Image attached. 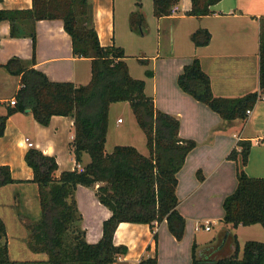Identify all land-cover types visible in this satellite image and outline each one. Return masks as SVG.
<instances>
[{
  "label": "trees",
  "instance_id": "1",
  "mask_svg": "<svg viewBox=\"0 0 264 264\" xmlns=\"http://www.w3.org/2000/svg\"><path fill=\"white\" fill-rule=\"evenodd\" d=\"M32 1L31 8L0 9V21H9L11 25V37L32 38L34 54L30 63L35 62L37 22L60 19L72 38L73 54L91 58L92 78L80 85L53 81L43 71L29 67L25 60L11 58L2 65L11 74L21 77V87L14 97L16 103H10L7 113L0 115V136L5 132L9 117L17 112L29 109L35 120L44 126L50 124L54 115L69 116L74 120V139L70 147L75 159L80 163L83 154L88 153L91 161L82 169L64 170L57 175L59 164L54 155L38 148L28 150L25 160L34 176L25 181L38 184L42 208L38 219L20 215L28 231L29 248L35 253H46L49 264H111L128 252L126 245L115 243V232L121 222L154 227V223L166 221L170 232L182 240L186 218L178 210V173L197 142L180 137L179 118L156 107L154 97L146 92V81L131 75L125 50L101 44L90 0ZM220 1L192 0L187 14L209 15L213 12L212 6ZM179 2L153 0L154 15H172ZM142 6V0H136V9L131 14L133 30L141 29L145 21ZM261 20L263 22L264 18ZM191 38L196 46H204L209 44L211 32L200 28ZM146 74L151 77L153 71L147 69ZM177 82L184 92L208 105L222 120L246 121L247 111L264 100V29L260 42V90L234 98L215 96L211 78L197 57L184 65ZM119 101L130 103L146 134L149 155L128 144H118L112 152L107 151L110 108ZM238 145L240 149L235 147L228 155L237 164L238 184L224 199L223 221L227 227L234 228L257 223L264 226V177H251L245 170L251 140H240ZM18 181L24 180L14 179L10 167L0 165V186ZM97 184L100 186L96 195L112 214L103 222L101 239L88 242L81 228L82 215L75 192L78 185L94 187ZM227 236L223 246L216 248L217 254L222 255L217 259L201 252L203 249L194 243L192 264H264V241L248 240L240 257L236 234L227 232ZM154 237L157 247V232ZM226 246L229 254L224 256ZM16 263L10 257L7 226L0 217V264ZM138 264H159L157 250L154 256L143 257Z\"/></svg>",
  "mask_w": 264,
  "mask_h": 264
},
{
  "label": "crops",
  "instance_id": "2",
  "mask_svg": "<svg viewBox=\"0 0 264 264\" xmlns=\"http://www.w3.org/2000/svg\"><path fill=\"white\" fill-rule=\"evenodd\" d=\"M151 1L153 3V0H148V4ZM117 2L121 6L119 21L125 20L124 25L119 27L121 34L119 37L117 35ZM90 3L101 44L120 46L126 52V42L132 39L130 37L135 33L131 27V14L136 9V0H90ZM32 4V0H0V9L31 8ZM191 7L192 0H180L173 14L165 17H156L153 9V20L150 17L148 19L157 28L158 51L152 59L148 55H143L141 58L155 60L157 66L162 59L160 49L164 44L172 52L163 58V63L168 66L175 65L176 78L182 72L184 65L197 57L211 78L215 96L234 98L260 90V42L264 29V20L262 22L261 19L264 18V0H221L212 6L211 14L202 17L187 14ZM200 28L211 32V40L204 46H196L191 38L193 32ZM36 29L35 62L32 64L30 63L34 54L32 38L11 37L9 21H0V115L7 113L11 99L21 87V77L11 74L2 65L15 56L28 62L29 67L43 71L53 81H71L80 85L88 83L92 78L91 58L73 54L72 38L65 30L62 20H40L36 24ZM152 71L154 80L157 72ZM153 82L155 84V81ZM175 84L174 81L167 83L163 89L166 94L164 105L158 102L160 85L158 86L157 80L154 85L156 94L152 96L157 108L161 107V110L179 118L180 137L194 139L197 142V146L187 155L178 173L177 194L180 199L178 210L186 218L185 236L182 240H178L169 229L168 232L164 230L165 240L177 247L183 245L189 235L190 221L193 224L195 218L210 211L209 209L214 204L217 205L219 201L222 202L223 207L224 199L231 193L226 192L220 196L219 189L225 192L232 187L235 188L236 181L238 184L236 162L232 159H216L211 162L213 156L207 158L206 163H202L205 174L202 181L197 180L195 169L201 164L202 158L196 157V148L205 145L211 150L214 146L220 145L223 148V156H226L233 148L240 149L238 145L240 140H251L252 148L245 170L251 177H264V100L257 103L246 121H224L218 113L208 110L203 103L195 100L188 93L183 90V94L179 92ZM118 121L123 123L121 118ZM109 134L110 124L107 143ZM26 138H29L33 146L28 145ZM73 139L74 120L69 116L54 115L47 126L39 124L31 111L17 112L9 117L5 132L0 136V165H8L12 177L24 181L0 186V188L15 190L11 193L13 196L7 203V207L0 203V217L3 220H6L5 210L9 211L8 214L14 213L18 206L20 215L34 219L41 214L38 184L25 181L34 176L33 169L25 160L29 149L38 148L46 154L54 155L59 164L57 175L64 170L82 169L91 161L90 155L84 153L82 161L77 163L70 147ZM149 153L142 154L149 155ZM189 165L193 166L190 181L186 174L183 175V171ZM212 181H215L214 187L218 185V190L207 189V185ZM99 186L100 184L94 187L78 185L75 192L82 215L81 228L85 231L88 242H98L101 239L103 222L112 214L96 195V189ZM194 214L196 216L192 217ZM223 217L224 213L219 218L222 222L220 231L233 233L231 231L233 226L227 227ZM197 222L194 224V230ZM165 224H167L166 221L154 223V227H151L150 224L145 223L121 222L115 232V243L126 245L128 252L119 256L111 264H138L143 257L154 256L156 250L159 264H162L160 246ZM242 226L244 225L236 229ZM155 232L158 233L157 247ZM7 233L9 240V231ZM207 245L209 249L205 252L206 254L214 259L222 257L217 254L216 249L222 247L219 241L210 242ZM230 249L234 250L232 244ZM189 250L191 251L189 255L187 253L180 255V260L185 264H192L193 245ZM47 259L46 254L37 261H41L40 264H49ZM173 262L182 264L179 260Z\"/></svg>",
  "mask_w": 264,
  "mask_h": 264
},
{
  "label": "rangeland",
  "instance_id": "3",
  "mask_svg": "<svg viewBox=\"0 0 264 264\" xmlns=\"http://www.w3.org/2000/svg\"><path fill=\"white\" fill-rule=\"evenodd\" d=\"M142 3L144 4L141 8L142 12L144 13L145 21L142 24L141 29L134 30V34L130 37L132 39H128L126 42L127 49V63L129 66L130 73L135 78L144 79L146 81V91L148 94L153 95L156 94L154 92V85L156 84V80L158 81V86L160 85V93L157 95L158 102L161 105H164V99L166 98V94L164 93L163 89L167 85V83L175 82L177 89L179 92H183L181 87L179 86L177 82V78L175 77L176 67L173 64H170V66L163 63V58L168 56L172 51H170L166 46L163 44L160 49V53L162 55V59L159 60L156 66L155 60H149L147 63L141 61V56L148 55L151 57L153 55L157 54L158 51V43H157V28L155 25L151 24L150 19L153 18V3L152 1L148 4V0H142ZM119 2H117V35L119 37L120 29L119 27L123 26L125 23V20L119 21L120 18V12H121V6H119ZM153 20V19H152ZM127 21V20H126ZM130 21V19H129ZM119 33V34H118ZM174 34V30H173ZM173 43H174V37H173ZM138 42V43H136ZM148 57V58H149ZM154 70L156 73V78L153 80L154 76H148L146 74V70ZM177 73V72H176ZM155 81V84L154 82ZM85 84V83H84ZM183 94V93H182ZM203 106L207 108L208 110L210 107L203 103ZM161 109V107H160ZM109 124H110V134L108 143H106V149L108 151H112L114 146L117 144H128L133 145L138 148L141 153L148 154L149 149L147 146V137L143 129L140 127L137 118L135 114L132 111V108L130 106V103L128 101H119L115 102L111 105L110 113H109ZM121 118L123 123H120L118 119ZM232 137V136H231ZM206 144V143H205ZM195 152L197 154L196 157L202 158L201 164L197 166L195 169V177L197 180L202 181L200 178L202 175L204 177L205 174V168L202 166V163L207 161V158H210V156H213L212 161L214 162L216 159H224V160H230L228 158V154L226 156H223V148H221L220 145L214 146L211 150L206 147L205 145L203 147H199L195 149ZM232 162V160H231ZM234 162V161H233ZM209 163V162H207ZM235 163V162H234ZM190 166V165H189ZM187 167L183 171V175L186 174L188 180L192 178V170L193 166ZM237 166L235 165V168ZM190 181V180H189ZM215 181H212L207 185V189H212L213 191L218 190L217 187H214ZM237 186V181L235 182V188ZM205 188V187H204ZM235 188L232 187V189H228L227 191L219 189L220 196L223 195V193L229 192L232 193ZM15 190L10 188H0V203L4 204V206L7 207V203L11 200V196H13L11 193ZM210 211L205 212L204 214L200 215L198 218H195L194 223L192 224V221L189 223L190 227V233L186 237L185 242L181 246H174L170 245V243L165 240V231L168 232V224H165L163 226V232H162V243H161V262L162 264H176L173 261L179 260L182 264H185L183 261L180 260V255L186 254L189 255L191 251L189 249L192 248V245H194V241L199 245L201 249H203L201 252H205L209 249L210 242H217L219 240L222 241V246L226 242L228 236L227 232H221V226L222 222L219 219L223 216L224 210L222 207V202L219 201V203L216 205L214 204L213 207L209 209ZM19 206L17 207V210L15 209L14 213L11 212L8 214L5 210V217L6 220V226H7V232L9 231V252L10 257L12 260L16 261V264H40L41 261H37V259H40L41 256L46 255V253H35L33 252L27 243V237H28V231L26 226L24 225V222L21 219L20 214H18ZM39 211V210H38ZM39 213V212H38ZM41 213V210H40ZM41 214H39L38 218H40ZM196 214H194L192 217H195ZM34 218V219H38ZM198 221V222H197ZM207 221L211 222V230L207 231L203 227L197 231L194 230V224L196 225L198 223L205 224ZM195 225V228H196ZM230 227V226H229ZM231 231L235 234L238 233V241L240 245V257L243 254L245 243L248 240H256V241H264V226L260 223L249 225V226H242L239 229L231 228ZM223 254L228 255L229 252L227 250V246L223 250ZM223 256V257H224ZM206 264H213V262H208Z\"/></svg>",
  "mask_w": 264,
  "mask_h": 264
},
{
  "label": "built area",
  "instance_id": "4",
  "mask_svg": "<svg viewBox=\"0 0 264 264\" xmlns=\"http://www.w3.org/2000/svg\"><path fill=\"white\" fill-rule=\"evenodd\" d=\"M10 103L14 105V104L16 103L15 98L11 99ZM251 112H252V110H248V111H247L248 115H249ZM26 140H27L29 146H33V143L29 141V138H26ZM210 223H211V222H209V221H207L205 224H200V223H198V224L196 225V228H195V229H196L197 231H199V230L203 227L205 230H207V231L209 230V231H210V230H211V225H210Z\"/></svg>",
  "mask_w": 264,
  "mask_h": 264
},
{
  "label": "water",
  "instance_id": "5",
  "mask_svg": "<svg viewBox=\"0 0 264 264\" xmlns=\"http://www.w3.org/2000/svg\"><path fill=\"white\" fill-rule=\"evenodd\" d=\"M27 111H30L29 109Z\"/></svg>",
  "mask_w": 264,
  "mask_h": 264
}]
</instances>
